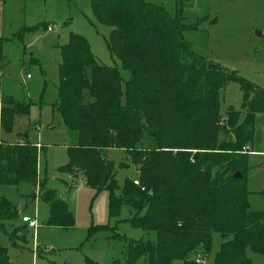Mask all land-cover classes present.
Returning <instances> with one entry per match:
<instances>
[{
  "label": "trees",
  "instance_id": "1",
  "mask_svg": "<svg viewBox=\"0 0 264 264\" xmlns=\"http://www.w3.org/2000/svg\"><path fill=\"white\" fill-rule=\"evenodd\" d=\"M175 1L171 16L164 6L144 0H92L97 22L111 28L108 50L128 78L120 68L99 63L87 39L71 33L61 47L58 99L52 105L70 140L68 163L59 171L81 177L95 195L108 193L115 225L105 229L127 242L124 261L112 264H199L197 259L208 264L211 256L210 264H252L251 254L264 257V210L250 207L248 148L256 117L264 114V89L198 54L184 33L211 20L187 24L188 0ZM230 82L243 93L241 123V112L233 108L225 118L220 114V93ZM29 114V105L0 91L4 134L12 135L16 120ZM146 134L154 146L147 147ZM38 145L27 131L14 142L0 140V185H38L39 152L46 150ZM110 149L124 151L122 167H136L138 185L130 180L119 185L115 165L106 158ZM39 196L49 205V225L74 226L65 199L44 183ZM123 207L132 213L130 225L154 238L135 241L117 234ZM19 217L0 198V230ZM22 229L8 233L11 246L24 241L18 237ZM0 264H16L8 248L0 247Z\"/></svg>",
  "mask_w": 264,
  "mask_h": 264
},
{
  "label": "rangeland",
  "instance_id": "2",
  "mask_svg": "<svg viewBox=\"0 0 264 264\" xmlns=\"http://www.w3.org/2000/svg\"><path fill=\"white\" fill-rule=\"evenodd\" d=\"M144 1L164 6L171 16L176 14L175 0ZM183 16L187 24L204 18L212 22H203L199 29L184 33L198 54L264 89V0H188ZM26 27L32 29L20 37ZM71 33L87 39L99 63L120 68L119 60L106 45L111 28L97 22L92 0H7L5 8L0 9V39H6L0 58V91L30 106L29 117L16 120L12 135L0 129V139L14 142L18 133L27 131L32 141L46 148L39 152L37 186L26 182L0 185V198L36 223L30 229L19 217L6 222V231L0 230V247L8 248V257L16 264H112L113 260L125 259L127 242L105 229L115 225L109 218L108 193L95 195L81 177L59 171L68 163L70 140L61 119L54 117L52 105L58 99L61 47L69 42ZM120 70L127 80L128 73ZM243 100L240 85L227 84L220 93L221 116L225 118L233 108L241 112V123L246 114ZM144 142L147 147L155 145L147 134ZM248 150L249 203L252 210L259 212L264 210V114L256 117L253 143ZM106 158L114 163L120 186L126 180L138 179L136 167H122L127 161L123 150L110 149ZM41 183L67 201L74 218L72 228L48 224L50 208L39 196ZM131 215L130 209L123 207L116 233L135 241L154 238L133 228L129 223ZM16 227L23 228L18 237L24 241L18 240V246L13 247L8 233ZM217 245L216 237L214 250ZM251 258L252 264H264L263 256L251 254ZM211 260L212 256L208 264Z\"/></svg>",
  "mask_w": 264,
  "mask_h": 264
},
{
  "label": "built area",
  "instance_id": "3",
  "mask_svg": "<svg viewBox=\"0 0 264 264\" xmlns=\"http://www.w3.org/2000/svg\"><path fill=\"white\" fill-rule=\"evenodd\" d=\"M48 30L50 31V30H51V27H49ZM28 77H30V76L28 75ZM38 146H39V145H38ZM39 147H40V146H39ZM134 183H135L136 185H138V182H137V181H135ZM22 222H23L24 224H26L27 227L30 228V229H34V228L36 227V223H35V221H34L33 219H31L30 217L23 216V217H22ZM196 262L199 263V264H206V260L197 259Z\"/></svg>",
  "mask_w": 264,
  "mask_h": 264
},
{
  "label": "crops",
  "instance_id": "4",
  "mask_svg": "<svg viewBox=\"0 0 264 264\" xmlns=\"http://www.w3.org/2000/svg\"><path fill=\"white\" fill-rule=\"evenodd\" d=\"M7 4V0L6 1H4V0H0V9L2 10V6H4V8H5V5ZM207 23V22H206ZM209 23H212V22H209ZM204 25H205V23H204ZM208 25H211V24H208ZM50 26H48V28H49ZM52 129V128H51ZM2 132V131H1ZM0 140H4L3 138H1ZM36 143H38V142H36ZM39 145L41 146V147H44L42 144H40L39 143ZM19 213V212H18ZM20 215V217H21V219H22V217L23 216H26V215H24V214H22V216H21V214H19ZM27 217H29V216H27ZM23 223V222H22ZM26 225V224H25Z\"/></svg>",
  "mask_w": 264,
  "mask_h": 264
},
{
  "label": "water",
  "instance_id": "5",
  "mask_svg": "<svg viewBox=\"0 0 264 264\" xmlns=\"http://www.w3.org/2000/svg\"><path fill=\"white\" fill-rule=\"evenodd\" d=\"M256 35H257L258 37H260V36H261V33H256ZM236 176H240V175L237 174Z\"/></svg>",
  "mask_w": 264,
  "mask_h": 264
}]
</instances>
